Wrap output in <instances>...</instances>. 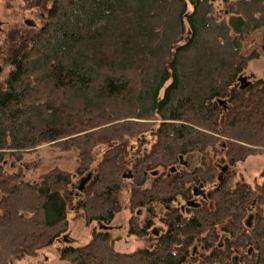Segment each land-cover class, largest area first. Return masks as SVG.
Listing matches in <instances>:
<instances>
[{
  "label": "trees",
  "instance_id": "trees-1",
  "mask_svg": "<svg viewBox=\"0 0 264 264\" xmlns=\"http://www.w3.org/2000/svg\"><path fill=\"white\" fill-rule=\"evenodd\" d=\"M50 1L6 57L0 155L62 140L93 176L83 190L58 166L25 181L0 159V264L61 239L71 264H264V170L255 185L235 180L239 163L264 155V74L239 80L261 56L245 49L264 0ZM191 153L200 165L178 170ZM153 205L166 231L137 222ZM126 210L128 234L144 241L130 253L110 229ZM71 217L96 224L90 242H67Z\"/></svg>",
  "mask_w": 264,
  "mask_h": 264
},
{
  "label": "rangeland",
  "instance_id": "rangeland-1",
  "mask_svg": "<svg viewBox=\"0 0 264 264\" xmlns=\"http://www.w3.org/2000/svg\"><path fill=\"white\" fill-rule=\"evenodd\" d=\"M218 3V5L222 6L221 1ZM50 4V0H0V79L5 77L11 69V65L6 57L12 53L13 49L22 47L23 42L29 43L30 37L45 22ZM249 41L250 44L245 49V53L249 54L254 50H258L261 53L259 58L250 61L247 70L242 74L248 78V81L253 82L264 74V56L261 49L264 42V28L257 30L251 35ZM73 137L76 136L71 135L66 138L71 139ZM81 141L77 139L75 142L76 144L78 142L85 143V139ZM64 145L61 140L55 144H45L30 151L9 152L4 157L3 153L0 155V159H5L3 164L8 172H22V179L25 181L37 182L42 173L55 166L61 167L74 173L73 187L78 189L86 176H93V171L92 173L85 172L79 174L83 169L80 161V149H78V146L75 147L72 144L71 147L73 146L74 148H67ZM201 160V154L191 153L182 157V162H185V166L178 165L177 168L178 170H184V168L191 170L200 165ZM263 170L264 155L251 156L245 162L237 165L235 180L243 178L245 181L255 185L262 181L261 174ZM129 197L130 192L128 188L124 192L123 198L129 200ZM197 200L199 201L200 198L198 197ZM136 210L139 212L137 222L140 226H142L147 218H151L155 224L154 231H166L167 226L161 221L163 213L160 207L153 205L147 208L139 207ZM130 216L131 212L129 210L121 212L110 228L115 240V248L120 252L130 253L144 246L142 239L128 234ZM70 220V230L66 233L67 242L77 245L90 242L96 224L88 225L84 220L79 218L74 219L71 217ZM60 241L62 243L57 242L52 246L44 247L38 250L37 255L26 256L15 264H71L60 258L58 249L60 245L64 244L62 239ZM198 254H202L201 256L206 255L200 249ZM235 263L239 264L237 260Z\"/></svg>",
  "mask_w": 264,
  "mask_h": 264
},
{
  "label": "water",
  "instance_id": "water-1",
  "mask_svg": "<svg viewBox=\"0 0 264 264\" xmlns=\"http://www.w3.org/2000/svg\"><path fill=\"white\" fill-rule=\"evenodd\" d=\"M0 25H1V22H0ZM261 49H262V53H263V56H264V42H263V45H262ZM239 80H240V82H242V83L244 84V85L242 86L243 88L246 87V86H248V85L251 83L250 81H248V78H247L246 76H241V77L239 78ZM129 176H130V175H129ZM90 179H91V175L86 176V177L82 180L81 185L79 186V189H80V190H83L84 187H85V185H86V183L89 182ZM188 204H190V205H197V204H196L195 202H193V201L188 202Z\"/></svg>",
  "mask_w": 264,
  "mask_h": 264
},
{
  "label": "flooded vegetation",
  "instance_id": "flooded-vegetation-1",
  "mask_svg": "<svg viewBox=\"0 0 264 264\" xmlns=\"http://www.w3.org/2000/svg\"><path fill=\"white\" fill-rule=\"evenodd\" d=\"M185 162H183V164H184ZM185 165V164H184Z\"/></svg>",
  "mask_w": 264,
  "mask_h": 264
}]
</instances>
